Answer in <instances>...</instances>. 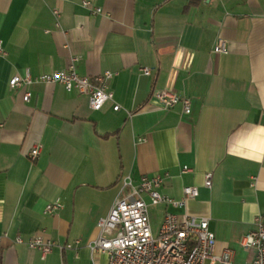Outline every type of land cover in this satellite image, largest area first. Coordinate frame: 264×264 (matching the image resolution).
<instances>
[{
    "label": "crops",
    "instance_id": "crops-1",
    "mask_svg": "<svg viewBox=\"0 0 264 264\" xmlns=\"http://www.w3.org/2000/svg\"><path fill=\"white\" fill-rule=\"evenodd\" d=\"M83 1L0 0V264H108L90 250L97 222L123 178L155 174L162 195L180 201L196 187L198 196L149 205L153 234L165 213L207 218L216 251L249 264L239 240L264 215V0ZM218 39L226 54L213 52ZM72 60L80 76L114 74L113 102L93 111L86 96L36 83L25 103L24 89L8 86ZM162 90L188 98L190 113L163 109L152 96ZM54 202L59 210L46 214ZM33 236L55 247L42 256L14 243Z\"/></svg>",
    "mask_w": 264,
    "mask_h": 264
},
{
    "label": "built area",
    "instance_id": "built-area-1",
    "mask_svg": "<svg viewBox=\"0 0 264 264\" xmlns=\"http://www.w3.org/2000/svg\"><path fill=\"white\" fill-rule=\"evenodd\" d=\"M90 2L85 0L82 6L88 7ZM93 14L101 13L100 8H92ZM58 17L57 11H53ZM214 53L226 54V44L218 39L213 46ZM0 55L5 51L0 42ZM75 60L65 70L54 71L32 77L28 72L23 76L15 75L9 82L10 89H24L22 100L28 103L31 99L29 87L36 83L61 85L67 92L74 91L88 98L89 108L93 111L101 110L107 103L113 102L110 81L114 74L106 71L94 77L80 76L74 70ZM143 75H150L149 68H141ZM160 106L170 110L177 104L182 106L185 114L190 113V101L178 94L162 90L152 94ZM119 106L114 105L113 111ZM41 152V145H34L29 158L35 160ZM183 168V171H187ZM122 188L114 200L109 213L97 222L98 236L90 245L93 253L106 254L108 264H232L234 254L226 248L216 251V239L209 230L207 218H194L184 215L181 218L165 213L157 234H153L148 216L149 205L183 206L185 200L196 198V187H184L183 198L172 200L159 192L164 178L155 174L152 177H142L134 184L130 176L122 179ZM204 185H211L210 174L205 175ZM148 200V202L146 201ZM60 208L58 202L48 204L45 213L54 214ZM16 244H25L29 249L38 251L42 256L47 255L55 247V243L43 236H33L27 241L16 237ZM239 246L253 255L249 264H264V215L254 219V229L242 236ZM65 245L64 249H70Z\"/></svg>",
    "mask_w": 264,
    "mask_h": 264
},
{
    "label": "rangeland",
    "instance_id": "rangeland-1",
    "mask_svg": "<svg viewBox=\"0 0 264 264\" xmlns=\"http://www.w3.org/2000/svg\"><path fill=\"white\" fill-rule=\"evenodd\" d=\"M150 213H151V217H153L154 223H156L157 222L156 221L157 220V218H156L157 214L154 213L152 210L149 209V216H150Z\"/></svg>",
    "mask_w": 264,
    "mask_h": 264
}]
</instances>
